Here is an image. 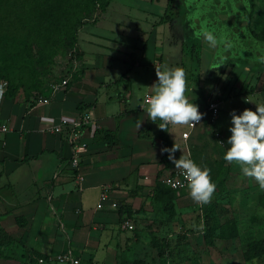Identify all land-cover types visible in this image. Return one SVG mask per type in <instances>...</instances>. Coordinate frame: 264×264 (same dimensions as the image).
Returning <instances> with one entry per match:
<instances>
[{"label":"crops","instance_id":"crops-1","mask_svg":"<svg viewBox=\"0 0 264 264\" xmlns=\"http://www.w3.org/2000/svg\"><path fill=\"white\" fill-rule=\"evenodd\" d=\"M169 9L167 0L159 22L144 27L151 28L145 31L146 38L136 29L127 40L124 34L101 25L104 12L81 27L76 46L80 57L77 65H71L65 88L55 90L54 86L66 75L41 88L35 97L18 91L5 92L0 98V125L10 128L0 133V232L13 239L0 244V264L11 263L13 251H35L52 257V264H59L55 259L64 253H72L79 264H117L118 254L144 245L152 233L168 231L163 221L171 214L160 213L152 205L157 181L162 184L160 198L166 203H183L179 197L166 196V191H188L173 190L163 182L176 169L168 156L163 161L168 153L161 149L172 148L175 142L181 149L175 152L176 159L183 153L193 159L192 147L209 143L225 150L230 147V113L239 115L247 106L240 96H227L224 89L213 94L212 75L195 90L189 81L188 98L202 107L218 99L220 115L215 124L197 126L186 140L182 138L186 127L169 126V132L162 131L143 110L150 86L157 80L155 65L164 61L166 43L158 31L172 20L167 18ZM128 70V81L121 80ZM38 97H49V102L37 103ZM250 106L256 110L254 102ZM82 114L97 123L98 138L88 128L82 129L78 140L86 150L75 171L69 164L73 146L64 135L52 132L50 120ZM138 121H142L140 128ZM143 130H147L146 137L140 136ZM106 133H114L117 143L105 138ZM105 188H109V197L98 208ZM121 207L132 213L121 214ZM125 217L134 229L123 227ZM143 260L134 264H146Z\"/></svg>","mask_w":264,"mask_h":264},{"label":"rangeland","instance_id":"rangeland-1","mask_svg":"<svg viewBox=\"0 0 264 264\" xmlns=\"http://www.w3.org/2000/svg\"><path fill=\"white\" fill-rule=\"evenodd\" d=\"M249 1L252 9L247 16L244 15L248 22L242 25L232 18L231 13L223 17L215 9V5L221 6L217 0H176V8L170 7L167 15L168 21L172 20L158 31L159 39L164 38L166 43L162 65L183 67L187 83L192 81L194 90L199 82L204 86V80L212 75L213 94L224 89L227 96H240L248 109L251 102L264 104L261 103L264 97V0ZM166 6L167 0H111L99 22L120 36L124 34L126 40L136 29H140L142 38H146L148 34L144 33L150 32L151 28L144 27L159 22ZM99 15L100 11L96 10L84 21H93ZM203 30L211 31L217 37L215 48L196 36ZM171 41L170 47L168 43ZM19 47L18 50L22 45ZM74 47L59 48L52 63L44 70L17 61L13 55L17 49L2 41L0 81L19 88L26 97H35L41 88L67 74L72 65L70 54L76 50ZM197 54L200 61H197ZM253 64L255 68L251 67ZM156 66L161 65L157 62ZM37 81L41 88H35ZM205 87L208 89L207 85ZM225 152L218 144L192 147L194 161L211 170L212 181L216 184L211 202L200 205L191 199L189 191H166V196L183 199L180 205L174 202L172 214L165 216L163 222L169 225L168 231L160 235L152 233L144 245L118 254L117 264H134L143 259L146 264H264V256L246 259L249 245L264 238V190L253 179L245 177L238 164L226 162L223 159ZM206 213L214 215V222L233 220L238 236L229 240L216 238L207 244L204 238ZM10 254L12 262L9 264L53 262L52 257L35 251H13Z\"/></svg>","mask_w":264,"mask_h":264},{"label":"trees","instance_id":"trees-1","mask_svg":"<svg viewBox=\"0 0 264 264\" xmlns=\"http://www.w3.org/2000/svg\"><path fill=\"white\" fill-rule=\"evenodd\" d=\"M110 2L111 0H0V43L6 41L17 49L13 53L17 61H25L29 67L46 70L59 48L75 46L76 49L78 33L81 27L87 24L84 20L90 18L96 10L100 11V15L106 12ZM169 6L175 9L176 0H169ZM21 45L22 48L18 50ZM75 56L80 57L77 50ZM196 58L200 61L198 54ZM251 67L255 68V64ZM128 73L129 70L121 80L128 81ZM6 83V92L17 93L20 90ZM35 88H41L38 81ZM146 132L147 130H143L140 136L146 137ZM114 135V133H106L105 138L117 143L118 140ZM95 137L98 138V132ZM161 138L164 139L163 133ZM161 185V182L157 181L152 191L153 208L160 213L172 214L173 202L169 200L166 203L165 199L160 198ZM120 213L130 215L132 212L129 208L121 207ZM204 224L206 227L204 238L207 244H211L216 238L229 240L238 236V228L233 220L214 222V215L206 213ZM6 239L10 243L13 241L9 235L5 236V232H0V244L7 243ZM262 256H264V238L249 245L246 259Z\"/></svg>","mask_w":264,"mask_h":264},{"label":"clouds","instance_id":"clouds-1","mask_svg":"<svg viewBox=\"0 0 264 264\" xmlns=\"http://www.w3.org/2000/svg\"><path fill=\"white\" fill-rule=\"evenodd\" d=\"M196 36L202 37L213 48L217 46V37L211 31L203 30L196 33ZM155 74L157 80L150 86L151 92L144 101L147 107L143 110L147 118L162 131L169 132V126L195 128L204 114L186 94L188 87L185 69L180 66L170 68L167 65H155ZM230 115L231 136L227 140L230 147L223 159L238 164L242 174L253 179L264 190V104H256L255 111L246 108L239 115L235 111ZM141 123L138 121V128ZM177 150L181 149L174 142L172 148H162L161 152L168 153V159L180 171L187 182L182 187H187L191 199L200 205L210 203L216 190L211 170L199 166L190 154L183 153L176 159L174 154Z\"/></svg>","mask_w":264,"mask_h":264},{"label":"built area","instance_id":"built-area-1","mask_svg":"<svg viewBox=\"0 0 264 264\" xmlns=\"http://www.w3.org/2000/svg\"><path fill=\"white\" fill-rule=\"evenodd\" d=\"M71 62L74 65L78 64L77 56H75V53L72 52L70 54ZM71 71V68L68 69L67 74ZM66 74V77L61 79L59 84H55L54 89L59 90L63 89L68 84V77L69 75ZM7 88L6 82L0 83V98L5 94ZM148 96V95H147ZM146 96V97H147ZM37 103H48L49 97H38ZM220 101L218 99H210L205 107H198L199 111L204 114L203 119L200 121L199 124L196 125L200 126L203 125L204 122H207L209 124H215L219 115H220ZM52 122V132L56 135H64L66 137V140L73 146V156L69 162L70 167L73 168L75 171H79V164H80V155L83 151L86 150L85 144L81 143L80 140H78V135L84 128H88L92 134L96 133L97 131V123L92 120L91 116L89 114H82L78 116L77 118L70 119L67 117L61 118L60 121ZM195 127V128H196ZM195 128H188L186 127V130L182 132V138L187 139L190 136V133ZM10 128L7 125H0V133H7L9 132ZM219 134H217L218 136ZM192 159V158H191ZM78 180L80 182L83 181V176L79 172L76 174ZM163 182L170 187L173 190H183L187 188L186 181L184 180L183 176L181 175L179 170H174L172 173L168 174L163 178ZM109 197V188H105L101 194H100V202L98 203L97 207L101 208L102 204L107 198ZM122 225L125 228L128 229H134V225L131 223L130 219L128 217H125L122 221ZM56 262L59 264H79V259L76 258L72 253H64L60 254L56 257Z\"/></svg>","mask_w":264,"mask_h":264},{"label":"water","instance_id":"water-1","mask_svg":"<svg viewBox=\"0 0 264 264\" xmlns=\"http://www.w3.org/2000/svg\"><path fill=\"white\" fill-rule=\"evenodd\" d=\"M218 3L221 5H215V9L222 14V16H229L230 13L232 14V18L238 20L243 25L248 22V18H243L244 15H248L250 12V1L249 0H217ZM220 9V10H219ZM235 13V14H233ZM238 15H237V14Z\"/></svg>","mask_w":264,"mask_h":264},{"label":"flooded vegetation","instance_id":"flooded-vegetation-1","mask_svg":"<svg viewBox=\"0 0 264 264\" xmlns=\"http://www.w3.org/2000/svg\"><path fill=\"white\" fill-rule=\"evenodd\" d=\"M251 9H252V5H250Z\"/></svg>","mask_w":264,"mask_h":264}]
</instances>
